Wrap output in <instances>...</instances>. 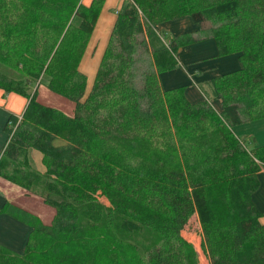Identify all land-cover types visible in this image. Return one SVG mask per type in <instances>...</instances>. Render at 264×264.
Masks as SVG:
<instances>
[{
    "label": "trees",
    "instance_id": "16d2710c",
    "mask_svg": "<svg viewBox=\"0 0 264 264\" xmlns=\"http://www.w3.org/2000/svg\"><path fill=\"white\" fill-rule=\"evenodd\" d=\"M105 1L0 0L10 68L0 91L28 101L3 128L0 188L19 191L0 215L29 229L20 254L0 246V264H199L181 235L193 216L209 264H264V213L252 202L264 147L248 151L232 132L264 119V0H124L86 95L79 66ZM186 18L211 27L157 30ZM142 36L148 60L137 57ZM208 39L239 69L200 82L207 101L163 89L178 52ZM40 89L73 114L40 101Z\"/></svg>",
    "mask_w": 264,
    "mask_h": 264
},
{
    "label": "rangeland",
    "instance_id": "374dc122",
    "mask_svg": "<svg viewBox=\"0 0 264 264\" xmlns=\"http://www.w3.org/2000/svg\"><path fill=\"white\" fill-rule=\"evenodd\" d=\"M186 21H187V23L186 22L184 23L181 20H176L173 22H165V23L160 24L157 27V30L162 31L163 33H166L167 36L169 37V36H175L177 34L180 35V34L185 33V32H193L195 30L197 32L200 30L206 31L211 27L210 23H208V22H204L203 24L198 26V25L192 24V22L188 18H186ZM110 24H111L110 22L107 23L104 20L101 21V24L99 25V27H97V30L92 35V38H91V40L88 44V47L86 49L85 55H84V57L80 63L79 71L86 77V80H87V82H86V95L88 94V92L91 89L93 79H94L95 73L97 71L103 50L106 47L107 41L109 39V35H110V31H111V27H109ZM143 38H144L143 36L137 38V45H138V49H139L137 57L140 60H148L149 59L148 55L146 53H144L143 48L139 46V43L141 41L139 39H143ZM166 43H168V41H166ZM214 49H216L215 43L209 44L207 42L201 48H197V46H194V47H191L187 50L181 49L178 52L177 57L181 60L182 68H185L187 66V59L190 60L192 58H196V56L198 54H200V60H202L205 57H208L205 61L202 62L201 66L205 65V66H210L211 68H215L216 63H224L225 61H232V62L237 61L238 62L237 57L234 55L228 56V57H223V58L214 57L215 55L212 56L214 54V53H212V52H214ZM231 65L232 64H229V66L226 67L225 69L230 68V70H232L233 68ZM140 66H142V63L138 64V67H140ZM217 67H221V70H225L222 68V65H220V64H217ZM9 69L7 67L4 68L0 65V71H3V72L5 70L10 71ZM201 69L205 70L203 78H207V76H209V74H210V71L208 69H204L203 67H201ZM213 71H215V70H213ZM212 74H216V73L212 72ZM182 75L183 74H181V72L180 73L176 72V73H172V74L165 73V74L160 75L159 81H160L161 87L163 89H165L166 87L175 86V84H177L178 81L180 79H182V77L185 74L183 76ZM184 78L186 79L185 76H184ZM195 79H196V77H194L192 80H195ZM189 80H191V79H189ZM39 93L40 94H39L38 99L40 101H42L43 103L59 107L63 111H65L66 113H68L70 115L73 114V112H72L73 108H74L73 104L69 103L68 101H66L64 99L51 96L44 89H40ZM14 97L16 99H18L19 101H22V103L24 102V109H25L26 105L28 104V101L24 100L22 97H19V96H14ZM197 97L201 100V102L207 101L206 98L203 96V94L200 91L198 92ZM7 102L8 101L5 100V103H4V100H3V102L1 101L0 104H2L4 106L5 104H7ZM12 102H10L8 105L12 104ZM209 103L214 108L215 111H217V112L221 111V105H218L217 101H209ZM20 106H21V104L18 105L19 108H20ZM15 107H14V111L18 110V108H15ZM4 114L5 113L0 108V151L2 150V146L4 145L5 139L7 138V136L2 131L4 125L6 124V121H7V119H4ZM15 114H17V113H15ZM21 115L18 117L19 122L22 120ZM232 132L238 139H240V141L244 144V146L248 149V151H251V149L255 146V144L264 143V119L254 120V121H251L247 124L242 123V124H239L237 126H234V127H232ZM255 142H257V143H255ZM31 155L33 158L32 162H33L35 168L42 171L43 166L41 165V162H40L41 155L37 152H32ZM95 198L103 206H105V207L109 206V203L107 202V200L102 195H100V193L96 194ZM42 211H44V210H42ZM1 229H3L2 224H0V230ZM1 232H0V235L2 236L3 239L0 242V246L5 248V249H8L14 253L20 254L23 251V248L25 246L27 238H25V237L21 238V241L22 242L24 241V244H23V246L20 247L21 251H18L14 247L16 245L15 243L20 239L19 234H18L19 231L16 229H12L8 233H1ZM181 235L188 243H190L193 246V248L197 252L199 264H209L208 260L206 259L205 255L201 249L202 233H201V229H200V226H199V223L197 221L196 216H193L189 220L188 224L184 227ZM8 242H10V244H13L14 247L12 245H10Z\"/></svg>",
    "mask_w": 264,
    "mask_h": 264
},
{
    "label": "crops",
    "instance_id": "0c3cea01",
    "mask_svg": "<svg viewBox=\"0 0 264 264\" xmlns=\"http://www.w3.org/2000/svg\"><path fill=\"white\" fill-rule=\"evenodd\" d=\"M92 0H82V4L84 6H89ZM124 0H106L102 11L100 13V16L98 18V22L96 24L95 30L94 32L97 30V27H99V25L101 24V21H105L107 23H111L109 25V27H111V30L114 26L115 20H116V14L117 11L119 10V8L121 7L122 3ZM182 22H186V19H182ZM111 32V31H110ZM193 32H197L196 30ZM94 34V33H93ZM178 35V34H177ZM209 44H214L213 40L208 39V40H204L200 43L194 44V45H190L188 47L183 48L184 50H187L191 47L197 46V48H201L202 46H204L206 43ZM213 46V45H212ZM215 48V47H214ZM200 53V52H199ZM214 53L212 56L216 57V49H214ZM211 56V57H212ZM213 57V58H214ZM208 57L203 58L202 60H200V54H198L196 56V58H192L190 60L187 59V66L185 68H182V63L181 60L177 57V60L180 64V69H177L175 71L169 72L170 74L172 73H180L181 74H185L184 76L186 77V79L184 78V76L182 77V79H180L178 81L177 84H175V86H170V87H166L165 89H172V88H177V87H186L185 90V95L187 100L190 103H198L201 102V100L197 97L199 89H198V84L206 79H211V78H216L219 77L221 75L233 72L237 69H239V62L235 61H225L224 63H216V67L215 68H211L210 66H201L202 62L205 61ZM219 62V61H218ZM232 62V63H231ZM238 63V64H237ZM217 64L222 65V68L225 69L226 67L229 66V64H232V70H230V68H227L225 70H221V67H217ZM201 67H203L204 69H208L210 71L209 76H207V78H203L204 77V72L205 70H202ZM215 70V71H213ZM216 73V74H212ZM194 77H196L195 80H192ZM191 79V80H189ZM14 96V94H8V95H4L1 91H0V100L5 103V100L8 101L7 104H5L4 106L2 104H0V108L1 110H3L4 114V119H7L6 123L8 122L9 117L15 116V117H19L23 111H24V102L22 103V101H19L18 99H16ZM25 100V99H24ZM0 101V102H1ZM13 101V102H12ZM10 102H12V104L8 105ZM218 105H220L219 102H217ZM20 108L18 107V105H20ZM16 106V107H15ZM14 107L18 108V110L14 111ZM18 111V112H17ZM17 113V114H15ZM249 122H246L245 124H247ZM5 126V125H4ZM4 128V127H3ZM3 131V129H2ZM7 138L5 139L4 145L2 146V149H4L5 144H6ZM257 143V142H255ZM259 147H264V143H259V144H255V146L253 148H259ZM2 151V150H1ZM257 178L259 181V187L257 189V191L252 195V202L255 205V207L262 213H264V168H261L260 171L257 174ZM8 188V187H7ZM5 189V188H0V208L5 204V202H10V196L9 193L11 192H18L19 188L12 186L10 187V189ZM260 222L262 224H264V217L260 220ZM17 222L16 220L6 216V215H0V224H2L3 229L0 230L1 233H8L10 232L12 229H16L19 231V237L20 239L15 243V247L13 246V244H10V242H8L10 245H12L15 249H17L18 251H21V246H23L24 241H21V238H27L28 233H29V229L28 227H26L25 225L21 224ZM10 230V231H9ZM17 232V231H16ZM2 236L0 235V242L2 241Z\"/></svg>",
    "mask_w": 264,
    "mask_h": 264
}]
</instances>
